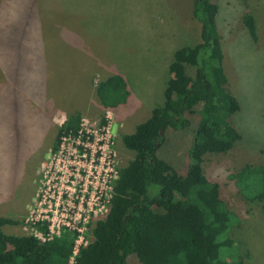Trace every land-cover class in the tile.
Returning <instances> with one entry per match:
<instances>
[{
	"label": "rangeland",
	"instance_id": "rangeland-1",
	"mask_svg": "<svg viewBox=\"0 0 264 264\" xmlns=\"http://www.w3.org/2000/svg\"><path fill=\"white\" fill-rule=\"evenodd\" d=\"M214 1L220 5L225 87L240 103L227 130L242 137L226 153L206 154L203 167L220 184L233 212L224 239L234 243L221 247L222 256L264 264V199L248 201L228 178L247 162H264V0ZM193 5L194 0H0V213L21 221L4 225L6 233L25 234L26 217L65 178L75 181V194L85 184L87 196L91 194L98 163L89 156H70L69 138L61 155L51 147L57 129L75 111L90 119L92 129L105 117L96 86L110 73L123 75L131 92L125 104L111 110L115 166H125L134 157L122 135L133 132L164 102L174 51L200 41L201 22L193 15ZM247 12L256 19L257 40L243 22ZM187 69L194 74L193 67ZM53 113L44 136L40 125ZM199 118L186 129L169 127L158 149L181 174L190 163ZM102 211L99 217H104ZM86 238L93 239L89 229ZM128 261L160 264L156 258L135 255Z\"/></svg>",
	"mask_w": 264,
	"mask_h": 264
},
{
	"label": "trees",
	"instance_id": "trees-1",
	"mask_svg": "<svg viewBox=\"0 0 264 264\" xmlns=\"http://www.w3.org/2000/svg\"><path fill=\"white\" fill-rule=\"evenodd\" d=\"M219 11L220 5L214 0H194L192 12L201 22L200 41L174 51L164 102L155 106L133 132L122 135L124 146L135 155L118 168L109 209L104 218L89 223L93 240L80 246L76 264H129L131 255L156 258L160 264H245L242 258L222 256L221 247L234 243L230 237L224 239L233 212L221 195L220 184L210 180L203 167L206 154L226 153L242 137L227 130L229 117L240 109V103L225 87ZM243 22L257 40L254 15L245 13ZM188 67L195 69L193 75ZM96 93L103 108L112 110L125 104L131 94L120 73L105 76ZM197 115L200 118L189 150L190 163L181 174L158 155V149L169 127L186 129ZM81 117L77 110L61 124L53 151L59 149L62 136L79 133ZM100 122H105L104 116ZM228 178L248 201L264 199V162H247ZM20 223L0 215V264L68 262L77 231H63L42 241L31 234L6 233L2 228ZM38 226L47 228L46 223Z\"/></svg>",
	"mask_w": 264,
	"mask_h": 264
},
{
	"label": "built area",
	"instance_id": "built-area-1",
	"mask_svg": "<svg viewBox=\"0 0 264 264\" xmlns=\"http://www.w3.org/2000/svg\"><path fill=\"white\" fill-rule=\"evenodd\" d=\"M112 109H107L105 122L97 123L96 128L90 126V119L81 117V126L79 133L75 136L64 135L61 137L59 149L55 152L61 155L64 151L66 138L71 140V146L68 147L70 156L79 157L81 160H87L88 156L93 162H97L99 170L96 185L92 192L87 196L88 185L81 194H75V181L65 178L62 186L53 188L51 193H44L37 206L31 210L30 215L26 217L22 228L25 234H31L42 241L51 240L55 235L59 236L64 231H77V237L66 264H76L77 254L81 245H86V238L89 229V223L96 219L104 218L108 209L109 201L112 197L113 183L118 178V168L115 166L116 152L112 148L113 134H111ZM90 125V126H89ZM73 169V166L71 167ZM76 173L71 172L70 175ZM77 174H81L77 167ZM50 189V188H49ZM48 193V194H47ZM90 200H87L90 198ZM106 211L104 217H99L98 213ZM99 217V218H98ZM46 230L41 229L39 224Z\"/></svg>",
	"mask_w": 264,
	"mask_h": 264
},
{
	"label": "crops",
	"instance_id": "crops-1",
	"mask_svg": "<svg viewBox=\"0 0 264 264\" xmlns=\"http://www.w3.org/2000/svg\"><path fill=\"white\" fill-rule=\"evenodd\" d=\"M256 20V19H255ZM20 53V50H18V49H16L15 50V54H17V53ZM53 115H54V113L52 114V117H51V119H50V117L49 118H47L44 122H43V124H41L40 126H41V129L43 130V135L44 136H46V134L47 133H45L46 131L47 132H49V130H48V128H50V127H48V126H50L49 124H50V120L51 121H53ZM26 205H28L27 203H26ZM0 215H3V216H6L4 213H0ZM19 225V224H18ZM92 236H93V234H92ZM93 240V239H92ZM92 240H90V241H92ZM90 241H88V242H90Z\"/></svg>",
	"mask_w": 264,
	"mask_h": 264
}]
</instances>
